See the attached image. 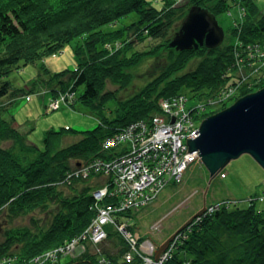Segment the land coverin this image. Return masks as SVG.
<instances>
[{
  "label": "trees",
  "instance_id": "trees-1",
  "mask_svg": "<svg viewBox=\"0 0 264 264\" xmlns=\"http://www.w3.org/2000/svg\"><path fill=\"white\" fill-rule=\"evenodd\" d=\"M161 1L159 5L158 0H0V97L10 92L12 84L7 77L18 61L47 55L62 43L83 37V43L77 46L79 66L56 71L53 77L59 78L63 85L72 82L74 89L83 87L79 99L102 119L92 129L74 130L81 138L68 145H62L63 130L51 128L42 147L30 142L27 134L2 114L4 109L0 106V215L9 221L36 212L50 218L49 222L47 218L32 215L31 226L7 229L0 242L1 259L28 260L84 231L98 202L94 192L109 184V178L93 169L86 176L78 171L96 158L118 154L117 148L104 147L103 140L132 120L151 117L159 110L161 96L179 93L183 86L199 100L217 96L234 85L241 87L240 97L254 92L256 87H251L249 80L242 82L225 77L232 57L228 46L210 49L200 45L194 51L173 50L177 56L158 76L141 90L118 97L117 90L127 89L132 79L129 67L154 51L150 49L129 56L131 48L127 42L132 38L126 37L128 30L135 25L133 35L146 36L147 32L165 37L175 26L174 22L184 17V11L171 9V0ZM192 1L208 5L213 0ZM224 1L213 2L215 12L225 10ZM245 6L252 20L242 29V38L264 41V13L254 0ZM135 11L142 17L139 23L134 21L129 28H102ZM175 33L159 46H167ZM116 39L124 42L119 49L106 47ZM197 54L203 56L202 60L179 73L185 62ZM109 81L117 84L116 89L107 88ZM109 99L117 100L112 118L104 111ZM53 137L60 138L56 146L52 144ZM9 140L12 143L4 146L3 142ZM108 199L106 197L103 202L113 201ZM228 203L212 214L204 213L191 223L192 227L183 229L178 249L164 263L264 264V207L259 208L251 202L246 206ZM122 215L130 216L128 213ZM107 230V237L99 245L88 243L81 255L61 264H141L138 257L130 261L124 259L130 250L129 244L113 227L107 226Z\"/></svg>",
  "mask_w": 264,
  "mask_h": 264
},
{
  "label": "rangeland",
  "instance_id": "rangeland-1",
  "mask_svg": "<svg viewBox=\"0 0 264 264\" xmlns=\"http://www.w3.org/2000/svg\"><path fill=\"white\" fill-rule=\"evenodd\" d=\"M171 1L173 2L171 9L177 8L179 11H184V17L174 22L173 25L175 26L169 30L165 37L148 34L147 32L146 36L139 35L140 33L133 35L136 31L133 24L135 22L139 23L140 18H142L136 11L123 16L111 25L102 27L108 30L119 26L129 28L132 23L133 26L126 35L128 38H132L130 41H126L131 48L128 51V55L144 53L143 51L150 49L156 52L154 53L151 50V54L143 56L139 62L129 67L132 79L126 87L127 89L117 90L118 97L128 96L141 90L149 81L158 76L165 65L177 56L172 52L173 50L183 52V50L172 46L171 43L181 34L186 17L192 11L201 10V8H208L213 12L216 15L218 24L224 28L225 37L223 42L216 47H206L216 49L225 45L228 46V50H231L232 57L228 61L231 62L226 70L225 77L227 79L234 77L242 82L249 80L250 86L256 87L254 92L264 87V41H249L241 36L245 24L252 20L251 17H248L249 9L245 6L247 2L251 3V0H225L224 3L227 4L225 10L218 12L214 11L212 4L216 1L223 3L222 0H213L208 5L198 4L192 0ZM161 2V0H158L159 5H161ZM254 2L258 5L260 12L264 13V0H254ZM115 25L117 26L115 27ZM174 32L176 33L167 42V46H164V48L159 46L161 42H166L168 37H171ZM83 40V37L72 38L70 41L59 45L58 48L51 50L47 55L36 56L33 60L26 62L20 60L8 75L7 79L12 85L10 92L0 97V106L4 109L2 114L13 120L16 127L27 134L30 142L43 147L47 131L54 128L63 130L62 145H68L81 138L80 135H75L74 130H89L101 123L100 115L91 106L84 104L79 99V94L83 87L74 89L72 82L67 81V84L63 85L59 83V78L53 77V73L56 71L76 69L79 66L80 59L77 46L83 43ZM123 43L121 39H116L113 42H108L106 47L110 50L119 49ZM196 49L198 47L186 50L194 51ZM201 57H203L201 54L193 55L187 60L188 62H185L179 73L195 67L202 60ZM116 87L117 84L112 81L107 83L108 89L113 90ZM240 89L241 87L238 85L229 86L219 94L217 93V96L213 95L199 100L196 97H192L189 90L183 86L179 93L161 96L158 99L159 110L154 112L151 117L132 120L120 130L125 129L133 122L145 121L153 117L163 116L169 123L173 121L174 112L181 113V107L190 112L189 120L193 121V126L200 128L202 121L207 118L206 116L212 114V112L216 114L233 105L240 97ZM104 105L107 117H114L117 100L109 99ZM169 108H171V112L168 111ZM67 127L70 129L65 130ZM120 130H117V132ZM194 138L193 136L192 139ZM52 140V144L56 143L55 146L60 142L58 137H53ZM11 143L12 141L9 140L3 142V145L9 146ZM191 151H196L198 156L194 157L192 162L179 172V174H182L181 181L173 183L176 178L173 175L170 176L171 178L168 182L171 183L164 185L153 202L139 209L125 212L130 214L125 219V221L128 219V228L126 230L137 237L141 253L146 257L150 256L149 258L152 260L155 258L151 257L154 254L151 247H159L205 204L206 210L204 213L206 214L214 213L218 210V207L224 206L228 202V204L237 203L240 206H246L251 202L254 205L257 204L259 208L264 207V169L250 154H243L233 159L211 180L208 169L201 161L199 150ZM110 199L109 197L108 200ZM32 215L37 218H47V221L50 222L49 216L41 212L25 217L21 216L13 221L5 220L0 215V242L4 240L7 229L31 226ZM200 216L193 221H198ZM190 225L188 227L193 226V224ZM114 229L122 235L128 244L125 238L126 232L120 228L115 227ZM181 232L182 230L166 248L163 254L167 255L165 263L173 257V253L178 249V243L182 241ZM142 237H144V240L147 239V242L141 240ZM45 252L47 250L32 258H28V260H17L11 257L1 259L0 257V264H36L35 259L39 256L42 257ZM128 252L135 254L132 259L138 257L141 260V264L146 263L136 251L129 250ZM126 254L128 255V253ZM74 258L76 257L72 256V259ZM69 259H71V256H67L64 262L69 263ZM124 259H126V255ZM42 261L47 263L45 258ZM154 261L151 264H158L156 260ZM164 262L162 264H165ZM49 264H61V261L57 260L56 262H49Z\"/></svg>",
  "mask_w": 264,
  "mask_h": 264
},
{
  "label": "built area",
  "instance_id": "built-area-1",
  "mask_svg": "<svg viewBox=\"0 0 264 264\" xmlns=\"http://www.w3.org/2000/svg\"><path fill=\"white\" fill-rule=\"evenodd\" d=\"M180 109L181 113L174 112L173 121L169 123L163 116L133 122L103 140L104 147H115L119 153L106 159L98 158L78 171L86 176L93 169L109 178V184L94 192L98 200L95 215L82 233L47 250L42 256L47 263L39 256L35 259L36 264L64 262L67 256L72 259V256L81 255L88 243L96 245L107 237V226L126 232L130 250L136 251L146 262L144 264L155 262L141 253L137 237L126 230L127 216L122 214L153 202L164 185L171 183L168 182L170 176L176 178L173 183L181 181L179 172L198 156L196 151L187 150V138L200 134V128L194 127L193 121L189 120L190 112ZM168 111L171 112V108ZM106 197L113 201L104 203ZM132 256L135 254L128 252L126 260H132ZM166 258L167 255H163L158 262L162 264Z\"/></svg>",
  "mask_w": 264,
  "mask_h": 264
},
{
  "label": "water",
  "instance_id": "water-1",
  "mask_svg": "<svg viewBox=\"0 0 264 264\" xmlns=\"http://www.w3.org/2000/svg\"><path fill=\"white\" fill-rule=\"evenodd\" d=\"M225 37L224 28L216 15L208 8L192 11L184 21V27L172 46L180 50L200 45L219 46ZM190 150H199L201 161L215 178L225 166L243 154H250L264 169V87L246 94L230 107L205 118L200 134L187 138ZM210 180V181H211ZM206 210V204L193 214L180 228L155 251L159 260L170 242Z\"/></svg>",
  "mask_w": 264,
  "mask_h": 264
},
{
  "label": "bare ground",
  "instance_id": "bare-ground-1",
  "mask_svg": "<svg viewBox=\"0 0 264 264\" xmlns=\"http://www.w3.org/2000/svg\"><path fill=\"white\" fill-rule=\"evenodd\" d=\"M143 238H144V237H142L141 240H144ZM144 242H147V239H145ZM157 248H158V247H153V253H154V254H153V256H151L152 258H155V251H156ZM163 254H164V253L161 254L159 260L163 257ZM154 260H155V259H154ZM159 260H156V261L158 262ZM158 264H160V263L158 262Z\"/></svg>",
  "mask_w": 264,
  "mask_h": 264
}]
</instances>
